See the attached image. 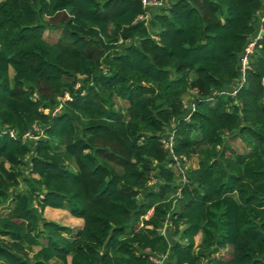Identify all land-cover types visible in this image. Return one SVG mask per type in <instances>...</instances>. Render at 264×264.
<instances>
[{"label":"trees","instance_id":"trees-1","mask_svg":"<svg viewBox=\"0 0 264 264\" xmlns=\"http://www.w3.org/2000/svg\"><path fill=\"white\" fill-rule=\"evenodd\" d=\"M261 6L171 0L134 20L140 0H0V126L15 131H0V264H152L164 251L166 264H264ZM34 124L40 136L21 140Z\"/></svg>","mask_w":264,"mask_h":264},{"label":"built area","instance_id":"built-area-1","mask_svg":"<svg viewBox=\"0 0 264 264\" xmlns=\"http://www.w3.org/2000/svg\"><path fill=\"white\" fill-rule=\"evenodd\" d=\"M170 2H171V0H140L142 11L136 14V16L134 17V20H140V19L146 20L150 17V10L151 9L165 8L169 5ZM256 12H257L259 21L263 20L264 19V0H262L261 9L256 11ZM261 30H262V28L259 25L257 33L251 38V40L249 42H247V45L244 48L245 52L250 50L254 39L259 36V33L261 32ZM118 41H121V39L119 38ZM241 61H242V63H244V61H245V55L244 54L241 58ZM55 98H56V103L51 107L50 114H54L55 112H57L61 109L62 102L65 99L69 98V94L66 91H63L62 93L57 94L55 96ZM44 110H46V109L44 108ZM186 116L187 115H185V117ZM0 128H1V126H0ZM32 129L34 130L33 132L30 130H26V131L22 132L19 138L21 140H27L29 138L31 140H34L35 137H38L40 135L41 126L39 124H34V125H32ZM0 131L7 132L10 136L15 135L14 129L7 128L6 126H4V128H1ZM159 140L163 144V146L165 148H167L169 150V152H171V146L174 143V140H173V122L165 125L163 131L160 132V134H159ZM171 157H172V159H174V161L170 162L168 160L167 166H171L172 164L178 165L179 164L178 157L176 155H173V154H171ZM180 160L185 161V158L181 155ZM180 165H181V163H180ZM181 180H184L183 176L181 177ZM154 181H155V177L150 174L147 183L150 184V183H153ZM174 194H175V196H179V186L178 185L176 186V190H175ZM173 201H174V198L172 199V202ZM165 222H166V220L164 221V223ZM147 257L152 262V264H166V262H167V252L166 251H164V252H149Z\"/></svg>","mask_w":264,"mask_h":264},{"label":"rangeland","instance_id":"rangeland-1","mask_svg":"<svg viewBox=\"0 0 264 264\" xmlns=\"http://www.w3.org/2000/svg\"><path fill=\"white\" fill-rule=\"evenodd\" d=\"M156 11H158V9L156 10ZM46 32V33H45ZM44 32V34L45 35H48V37H51V36H54L53 34V32H51V31H45ZM9 74L11 75V69H9ZM264 84V83H263ZM194 94V92H193V90L192 89H190L185 95H184V97H183V102H184V106H187V105H189V102H191L192 101V98H193V95ZM114 101H113V107L114 108H116V109H119L120 111H122V112H124V102L120 99V98H118V97H114V99H113ZM39 134V133H38ZM34 135V134H33ZM40 136V135H39ZM36 138V137H35ZM28 141H31V139L29 138V139H27ZM234 145L236 146V148L238 149V151H242V150H245L246 149V145H245V143L243 142V140H241L240 138H238V137H235V139H234ZM195 158H196V154H193L192 155V158H190V160H189V162H190V164H194L195 163ZM187 159V158H186ZM188 160V159H187ZM68 163H70V164H72L70 161L68 162ZM168 165V164H167ZM172 166V165H171ZM27 168L26 167H24L23 168V174H25L26 172H27ZM16 188V190H14V191H17V190H20V189H22L23 188V185H22V181H19V183H18V185L15 187ZM0 212L2 213V212H6V208H3V207H0ZM150 213V210H148L146 213H145V215H144V218L145 217H147L148 216V214ZM57 218L59 219V220H62V221H65L64 220V216H61V214L60 215H58L57 216ZM169 219L162 225V227L160 228V231H161V233H163L167 238H168V240H172V239H175L176 238V235H174V236H172V237H170L169 235H167V229H168V227H169ZM199 240H200V234H199V232L198 233H196V234H194V245L196 244V243H198L199 242ZM40 245V241L38 242V243H36V245H34V246H32V248H31V251L29 252V254L31 253V252H33L34 250H36L37 249V247ZM226 249V247L224 246V247H222V248H220V249H217L216 251H214V252H212V256L213 257H216V256H219L220 254H221V252L223 251V250H225ZM53 261L55 262V264H60L57 260H55V259H53ZM212 261H210V263H211Z\"/></svg>","mask_w":264,"mask_h":264},{"label":"crops","instance_id":"crops-1","mask_svg":"<svg viewBox=\"0 0 264 264\" xmlns=\"http://www.w3.org/2000/svg\"><path fill=\"white\" fill-rule=\"evenodd\" d=\"M45 31H49V30H45ZM46 33V32H45ZM45 35V34H44ZM12 73V72H11ZM264 81V77H263V79H262V82ZM169 123H171V122H169ZM193 155V154H192ZM192 155L191 156H189L187 159H185V165L186 166H188V167H195L196 165H197V161H198V157H197V155H196V158H195V163L194 164H190V162H189V160H190V158H192Z\"/></svg>","mask_w":264,"mask_h":264},{"label":"water","instance_id":"water-1","mask_svg":"<svg viewBox=\"0 0 264 264\" xmlns=\"http://www.w3.org/2000/svg\"><path fill=\"white\" fill-rule=\"evenodd\" d=\"M263 83H264V81H263Z\"/></svg>","mask_w":264,"mask_h":264}]
</instances>
